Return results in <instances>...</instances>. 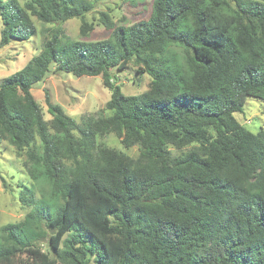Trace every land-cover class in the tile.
Instances as JSON below:
<instances>
[{
  "label": "trees",
  "instance_id": "obj_1",
  "mask_svg": "<svg viewBox=\"0 0 264 264\" xmlns=\"http://www.w3.org/2000/svg\"><path fill=\"white\" fill-rule=\"evenodd\" d=\"M99 1L0 0V46L35 35L33 16L54 25L0 83V140L26 150L40 192H20L32 208L1 227L0 264H264V128L235 116L264 101V1L153 0L134 23L101 12L109 36L83 39ZM132 63L152 78L141 94L113 79ZM53 66L102 75L111 114L78 122L48 95L46 119L32 89ZM110 133L138 157L99 141Z\"/></svg>",
  "mask_w": 264,
  "mask_h": 264
},
{
  "label": "rangeland",
  "instance_id": "obj_2",
  "mask_svg": "<svg viewBox=\"0 0 264 264\" xmlns=\"http://www.w3.org/2000/svg\"><path fill=\"white\" fill-rule=\"evenodd\" d=\"M152 2L153 0H100L94 9L86 14V20L92 24L93 29L89 31V36L83 39L95 40L109 36V31L100 21L101 12H107L118 24L134 23L149 15ZM33 20L38 30L35 35L25 41L11 40L8 45L0 46V83L6 77L22 69L42 51L43 42L48 34L46 28L54 25L43 24L36 16H33ZM82 23V18H72L62 25L72 38L82 39ZM3 27V20L0 16V42ZM112 75L115 83L121 85L124 93L128 95L147 91L152 81L148 73L141 72L133 63L123 70H112ZM32 92L48 120L52 118L48 111V95L52 102L60 104L78 122L89 115L111 114V111L106 109V103L111 98L112 90L105 86L102 75L76 76L53 66L45 79L34 85ZM235 116L251 131H259L264 128V101L249 97L243 111L236 112ZM99 141L133 158L140 154L139 145L125 147L121 138L115 133L100 137ZM170 148L176 155L187 151L190 147L178 149L171 146ZM26 159V150L18 151L8 140H0V229L7 223L21 221L31 210V204L20 199V192L25 189V185L32 186L36 195H40L34 181L26 171Z\"/></svg>",
  "mask_w": 264,
  "mask_h": 264
}]
</instances>
